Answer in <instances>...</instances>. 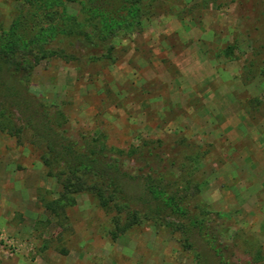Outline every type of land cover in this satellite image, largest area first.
I'll use <instances>...</instances> for the list:
<instances>
[{"label": "rangeland", "instance_id": "1", "mask_svg": "<svg viewBox=\"0 0 264 264\" xmlns=\"http://www.w3.org/2000/svg\"><path fill=\"white\" fill-rule=\"evenodd\" d=\"M132 5L141 22L112 34L111 58L90 61L105 48L65 31L50 38L65 16L89 28L88 6L105 12L100 29L106 13L125 16ZM0 34L75 57L42 60L30 92L90 148L131 154L132 210L184 225L171 233L145 223L113 236L114 211L89 191L72 206L59 202L41 150L0 131V264H264V0H56L46 10L0 0ZM16 84L0 72L8 93ZM191 188L188 202L211 212L200 224L183 204Z\"/></svg>", "mask_w": 264, "mask_h": 264}, {"label": "trees", "instance_id": "2", "mask_svg": "<svg viewBox=\"0 0 264 264\" xmlns=\"http://www.w3.org/2000/svg\"><path fill=\"white\" fill-rule=\"evenodd\" d=\"M96 1L90 0V2ZM35 2L38 3V7L46 10L54 5L56 0H35ZM132 6L133 11L129 10L125 16L112 17L106 13L103 17L104 24L100 29L97 27V24H100L98 15L102 17L105 12L88 6L87 9L85 8L86 16L92 20L89 28L84 23L65 16L61 18L63 28L53 27L50 38L57 37L65 31V38L72 37L76 40L80 37V40L91 45H102L105 48V52L100 56L90 55V61L111 58L112 34L126 21L136 24L141 22L140 12L137 8L134 9L135 5ZM10 35L6 37L0 34V72L11 76L17 82V87L14 92L8 93L3 85L0 86V131L6 132L18 141L26 139L41 150L40 159L47 169V175L55 178L61 186L59 202L72 206L75 204L74 198L77 194L89 191L101 208L115 212L113 236L126 228L145 223L171 233L183 232L184 225L173 220L169 215H160L157 211L141 212L131 209L129 201L124 196L125 179L129 177L124 170V157L131 156L130 153L115 150L113 152L115 154H112L114 150L102 145L90 148L86 145L83 136L76 137L63 126L64 116L55 105L48 104L42 99L39 101L36 95L30 92L32 71L42 60L51 57L70 60L75 57L67 56L61 50L45 48L43 45L45 43L42 41L32 44L31 38H28L23 46H16L11 42L14 39H9ZM230 49L232 48L226 49L227 53ZM188 190L187 187L186 191ZM196 194L197 190L191 188L183 198V204L197 211L198 214L192 218V222L200 224L211 212L203 204L188 202ZM164 205L163 208L167 207L165 202ZM123 216L125 221L122 224ZM191 217L189 216L190 219Z\"/></svg>", "mask_w": 264, "mask_h": 264}]
</instances>
